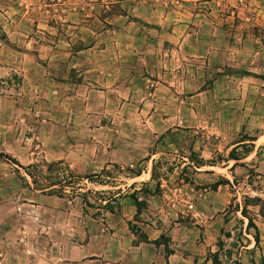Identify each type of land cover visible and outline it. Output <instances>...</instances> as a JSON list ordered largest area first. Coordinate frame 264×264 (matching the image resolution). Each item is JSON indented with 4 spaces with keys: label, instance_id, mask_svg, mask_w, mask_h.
Returning a JSON list of instances; mask_svg holds the SVG:
<instances>
[{
    "label": "rangeland",
    "instance_id": "obj_1",
    "mask_svg": "<svg viewBox=\"0 0 264 264\" xmlns=\"http://www.w3.org/2000/svg\"><path fill=\"white\" fill-rule=\"evenodd\" d=\"M200 2L0 0V15L19 17L11 24L17 42L27 27L37 36L31 21L36 16L53 20L65 48L54 62L65 65L62 75L69 73V79L57 77L54 86L75 95L72 114L52 116L45 102L52 98L53 82L40 81L38 92L11 98L10 112L0 105V152L18 162L0 156V264H114L144 238L142 217L126 208L123 197L133 207L130 195L145 196V189L159 195L154 225L167 229L184 220L191 203L201 209L215 203L232 232H224L229 238H219L211 257L217 264H264V0ZM166 15L183 16V32H201L199 51L179 52L168 39L164 50L158 48L161 31L175 26ZM134 33L152 37V73L165 83V100L157 106L168 118L152 125L162 134L177 127L182 135L175 148L153 149L128 166L114 161L113 143L129 140L145 147L147 141L132 130L149 123L108 113L89 116L83 97L101 96L104 87L95 75L86 81L81 72L90 64L141 63L140 54L129 51L145 44ZM51 57L24 55L18 61L33 66ZM68 64L76 67L67 71ZM17 70L11 75L15 86ZM217 78L222 82L214 84ZM22 90L31 92V86ZM114 93L127 95L126 90ZM60 96L58 106L65 108ZM161 138L155 145L164 143ZM223 180L229 183L215 186ZM146 203L142 199L141 207ZM243 206L257 226L258 245L254 229L246 230L248 218L236 210ZM160 242L168 255L170 238L162 235ZM227 250L230 258L223 256Z\"/></svg>",
    "mask_w": 264,
    "mask_h": 264
},
{
    "label": "crops",
    "instance_id": "obj_2",
    "mask_svg": "<svg viewBox=\"0 0 264 264\" xmlns=\"http://www.w3.org/2000/svg\"><path fill=\"white\" fill-rule=\"evenodd\" d=\"M115 2L123 3V0H115ZM210 2L213 3V0H201L200 3ZM182 5H185V3ZM120 16L124 18V16ZM166 17H170L175 26L172 31H161V43L157 42L158 48L164 50L163 41L168 39L175 44L172 48L179 50V52L191 53L193 51H199L200 43L198 39L201 36V32H196L195 36L191 32H183V24L187 21L183 16L166 15ZM18 19L19 17L14 15H0V24H4L0 25V105L6 106L7 111L10 112L11 98L14 95L19 96L18 98L20 99V96H24L26 93L33 94V90L36 93L40 89V81L46 82L50 80L53 82V86L49 91L52 98L49 102L45 103L51 105L52 116L58 112L72 114L73 107L71 105L75 102V95H64L61 88L57 85L54 86V83L57 82V77H66L69 79V73L67 72L66 75H62L66 71L65 65L54 62L57 59L56 56L63 53V49L65 48L62 46L63 40L59 35L58 29L53 25V20H49V16L44 14L36 16L31 21L35 24V31L38 33L37 36H31L28 31L30 29L27 27L25 38L21 42L19 40L17 42L13 38L15 28L11 24L19 21ZM22 19L28 21L30 17H24ZM131 36L137 37L139 41L144 40L143 42L145 44H140L139 46L141 47H138L139 50L135 52L129 50L133 54H140L139 58L142 60L141 63H136L135 65L134 63L120 61L115 64L104 62L98 66L90 64L88 66L84 65L83 72H81L83 73V79L86 81L87 79H92L93 75H95L97 80L103 83L104 87L101 89V92H103L101 96H96L89 92L87 96L83 97V109L89 112V116H95V114L108 116L111 114L117 119L136 118L142 123L147 122L151 125H148L147 128L132 130L140 134L145 142L147 141L145 147L138 149L135 147L134 142L130 144L129 140L126 141L128 144L120 143L118 140L114 141L113 148L111 149V152L116 156L114 161L118 164L128 166L144 159L153 149L162 151L165 148H175L180 144L179 140L182 135V132L179 131L181 129L177 127L168 126L167 130L162 134V131L160 132V130H157L152 125L155 119L165 118L162 114L163 112L157 106L161 101L165 100L163 99L165 93H161L165 83L161 79V76L158 79V76L152 73L154 70V68L152 69L154 65L150 57V54L153 53V45L150 44V41L153 40L152 37H149L146 33L139 35L134 33ZM147 39L149 41L145 42ZM69 40L71 38H68L67 44H69ZM134 48L136 46H133ZM120 52H124V49L120 48ZM44 54L52 56L51 62L46 64L36 63L35 65L32 64L33 66L27 64L26 66L22 64L20 59L18 61V56ZM67 67V71H69V69L75 68L76 66L75 64H68ZM17 69L20 70L17 76L19 80L15 86L11 75L13 72L15 76V73L18 71ZM97 70L100 72L99 75L93 72ZM220 82H222V79L217 78L214 84ZM24 84L31 86V92L29 90L23 92ZM120 90L121 92L126 90L127 95L114 93V91H118L119 93ZM206 91L201 92L203 93L202 95L206 94ZM60 94L64 96L62 97V101L67 103L65 108L58 106L60 103ZM127 134L130 135L132 132L128 131ZM158 135L162 136L161 139L164 143H157L155 145ZM144 187H148L147 182H145ZM217 191H219V187L217 190L211 192L216 193ZM138 199H144L147 202L139 213L143 219L141 224H143L142 229L146 239L130 246L132 253L123 258H116L114 264H214L211 253L217 251L219 238L226 237L225 231L232 232L230 228H227V223L223 217L224 214L217 210L219 208L215 203L208 202L209 204L204 209H201L199 203H191L190 209L183 210L184 220L182 222H174V225L164 229L163 227L154 225L153 219V216L159 211L154 206L157 199H159V195L150 193L149 191L145 196L139 195ZM123 201L126 203L127 209L131 206L133 213H136V206L135 204L133 207L130 205L129 197H123ZM212 210L213 213L211 214ZM160 235L169 237L172 242V245H170L172 251L166 256L163 254V244L157 245L153 243V240L158 239ZM226 238L228 239L229 237L227 236ZM153 253H155V256ZM223 256L225 257L227 255L224 254ZM229 264L236 263L229 260Z\"/></svg>",
    "mask_w": 264,
    "mask_h": 264
},
{
    "label": "trees",
    "instance_id": "obj_3",
    "mask_svg": "<svg viewBox=\"0 0 264 264\" xmlns=\"http://www.w3.org/2000/svg\"><path fill=\"white\" fill-rule=\"evenodd\" d=\"M250 139H253V138H250ZM241 141H245V139H241V140H239L238 142H241ZM229 155L231 156V158H236V157L232 154V152H231ZM0 156L3 157V158H7V159H9L10 161H12V162L18 164L17 160H15L14 158H12L11 156H9V155L6 154V153L0 152ZM139 174H140V173H137V175H139ZM87 177L89 178V177H91V175H87ZM216 183H217V185H215V186H218L219 184H222V183L225 184V183H229V182H228V180H223V182H216ZM144 191H145V192H149V190H147V189H145ZM130 197L133 199V202H134V204H135V206H136V213H135V215H138V214L140 213V211H141V208H142V207H141V200H139V199H138V196H136L135 194H131ZM107 207H108V206H107ZM236 210H240V213H241L243 216H245V217L248 218V222H247V224H246V230H249L250 228H253V229H254L255 234H254L253 238H254L255 245H258V243H259L258 229H257V226L253 223L252 218L249 217V216H247V214H246V206H243L241 209L236 208ZM109 211L112 212V209L109 208ZM160 237H162V235H161ZM160 237H159L158 239L153 240V243H155V244H160V243H161V242H160ZM143 239H144V240L146 239V236H145V235H144V238H143ZM166 253H167V254L171 253V250H167ZM226 255H227L228 258H230V256H231V251H230V250H227V251H226ZM212 260H213V263H214V264H217V260H216L215 257L212 258ZM235 263H236V264H240L239 262H235Z\"/></svg>",
    "mask_w": 264,
    "mask_h": 264
}]
</instances>
